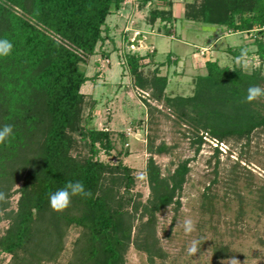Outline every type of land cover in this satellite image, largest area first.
Masks as SVG:
<instances>
[{"label": "trees", "instance_id": "16d2710c", "mask_svg": "<svg viewBox=\"0 0 264 264\" xmlns=\"http://www.w3.org/2000/svg\"><path fill=\"white\" fill-rule=\"evenodd\" d=\"M122 1L0 0V39L13 45L9 55L0 56V128L13 126L12 135L0 144V191L6 193V201H0V220H7L0 233V254L9 255L6 264H55L69 225L79 227L80 234L66 264H122L130 243L158 253L154 213L181 188L186 161L163 178L149 159L151 192L138 215L148 217L132 235L137 206L129 208L124 191L133 185L130 168L122 161L111 164L99 158L101 150L106 155L113 150L112 134L90 128V114L83 115L86 101L80 88L97 74L88 76L80 64L105 39L106 17ZM187 7L190 19L224 26L229 32L255 31L256 53L264 58V0H200ZM159 14L152 12L151 21ZM227 50L240 55L236 49ZM143 57L135 52L125 56L139 87L151 89L154 99L165 98L176 113L214 138L249 139L256 128L264 127L258 100L240 102L250 85L264 83L259 69L244 72L207 60V73L198 76L194 95L169 98L163 94L166 77H139ZM196 140L201 144V136ZM165 150L161 145L156 151ZM68 180L82 181L93 198L73 197L65 210L53 211L48 193ZM17 183L19 197L12 208L9 199Z\"/></svg>", "mask_w": 264, "mask_h": 264}, {"label": "rangeland", "instance_id": "374dc122", "mask_svg": "<svg viewBox=\"0 0 264 264\" xmlns=\"http://www.w3.org/2000/svg\"><path fill=\"white\" fill-rule=\"evenodd\" d=\"M194 1L200 0H123L106 17L105 39L80 64L88 76L97 74L80 88L86 101L83 115L90 114V128L112 134L113 150L109 155L101 150L99 158L111 164L122 161L130 168L133 185L124 191L129 208L137 206L132 235L135 226L148 217L138 215L151 192L149 159L163 178L187 163L181 188L154 213L158 253L149 254L130 243L122 264H264V127L256 128L249 139L230 136L218 140L176 113L165 98L154 99L151 89L142 90L126 63L127 53L144 56L139 61V77H166L163 94L169 98L193 96L198 76L207 73V60L244 72L259 69L264 74V58L258 56L254 43L259 34L229 32L224 26L186 17L187 5ZM156 10L160 14L151 21ZM261 37L264 42V34ZM227 48L240 54L246 49L247 56L237 63L240 55L233 56ZM259 105L264 112V98L258 100ZM161 145L166 150L157 152ZM79 149L86 153L85 148ZM19 185L12 188V208ZM186 219L195 223L191 232L185 230ZM6 225L7 220H0V233ZM79 234V227L67 226L64 248L55 264L69 261ZM193 247L196 251L190 254ZM8 260L9 255L0 254V264Z\"/></svg>", "mask_w": 264, "mask_h": 264}, {"label": "clouds", "instance_id": "9594fccd", "mask_svg": "<svg viewBox=\"0 0 264 264\" xmlns=\"http://www.w3.org/2000/svg\"><path fill=\"white\" fill-rule=\"evenodd\" d=\"M12 43L7 39H0V56H7L11 53ZM247 56V50L242 49L241 54L237 57V63H240ZM248 64L244 63L243 67L248 68ZM264 75V74H262ZM264 98V88L259 85H250L247 89V94L241 99V103H252L253 101ZM13 133V126L5 124L0 128V144L6 142L8 137ZM93 192L86 189L82 181L68 180L62 188L48 193L49 206L53 211L61 212L70 206L73 197L93 198ZM0 201H6V193L0 191ZM186 232H191L195 229V223L191 219L184 221ZM196 248L189 249L190 254L194 253Z\"/></svg>", "mask_w": 264, "mask_h": 264}, {"label": "built area", "instance_id": "2783aa9c", "mask_svg": "<svg viewBox=\"0 0 264 264\" xmlns=\"http://www.w3.org/2000/svg\"><path fill=\"white\" fill-rule=\"evenodd\" d=\"M217 146V144H215Z\"/></svg>", "mask_w": 264, "mask_h": 264}]
</instances>
